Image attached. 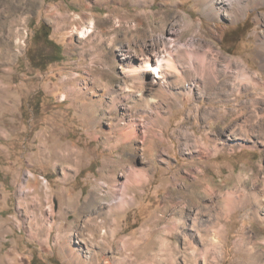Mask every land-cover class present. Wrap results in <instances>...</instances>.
Wrapping results in <instances>:
<instances>
[{
    "label": "rangeland",
    "instance_id": "1",
    "mask_svg": "<svg viewBox=\"0 0 264 264\" xmlns=\"http://www.w3.org/2000/svg\"><path fill=\"white\" fill-rule=\"evenodd\" d=\"M202 12L195 0H0V264H264V87L210 99L171 72L167 102L120 91L133 63L176 60L192 22L214 54L259 69L264 6L219 21L222 39ZM41 24L62 61L35 64L53 53L33 39Z\"/></svg>",
    "mask_w": 264,
    "mask_h": 264
},
{
    "label": "bare ground",
    "instance_id": "2",
    "mask_svg": "<svg viewBox=\"0 0 264 264\" xmlns=\"http://www.w3.org/2000/svg\"><path fill=\"white\" fill-rule=\"evenodd\" d=\"M195 6L200 7L208 20L214 23L215 28H211L212 35L215 38L222 39L224 27L217 25L219 21L226 19L230 23L238 22L242 18H246L249 8H261L264 6V0H195ZM263 22L264 12H260L255 16L256 28L259 29ZM195 27L196 24L192 22L186 30H183L177 36V40L182 39L190 32V42L188 46H184L182 49L177 48L176 60L172 58L171 52L164 50L159 55L155 65L149 59L145 60L142 65L137 62L133 63L126 72L131 80L130 86L120 88L122 94L125 95L124 97H132L147 107L156 103L157 98L167 102L169 89L165 86L166 81L163 79L167 78L171 72L179 77L180 85L185 87V84H188L190 88L187 87V92H190L193 88L195 89V87H198V89L200 87L205 92L204 95L209 96L210 99L227 97L229 94L239 97L242 87H264V49H261L256 55L259 69L252 70L243 59H238L239 57L226 59L221 57V54H214L212 44L204 39L201 28L199 32L193 34ZM89 32L90 30L83 29L79 32V35L84 37ZM254 35L257 39L263 40L261 43L264 45V30L262 32L256 30ZM162 42H165V40H162ZM148 75L150 78H148ZM156 79H161V81H156ZM112 97L115 98L113 94ZM122 135L124 140L137 141L138 139V134L131 129H128L127 132L123 131ZM140 183L141 179H136L135 177L134 179H127L123 192L128 194L135 185ZM241 193L240 199L249 198L246 190H242ZM98 199V196L91 198L88 207L90 210L98 204ZM120 204V202H116L117 206L115 207L118 208ZM228 204L229 206L232 205L231 203ZM224 205L222 206L225 207ZM109 213H113L112 208L109 209Z\"/></svg>",
    "mask_w": 264,
    "mask_h": 264
},
{
    "label": "trees",
    "instance_id": "3",
    "mask_svg": "<svg viewBox=\"0 0 264 264\" xmlns=\"http://www.w3.org/2000/svg\"><path fill=\"white\" fill-rule=\"evenodd\" d=\"M50 36V27L46 24H41L39 28L35 31L33 39L35 42H41L45 47H48L50 49H53V53L45 56L43 55L40 57V59L37 61V65H41L42 60H46L45 63H54V62H60L63 60L62 53H61V47L57 44H55L53 41L49 39ZM43 58V59H42ZM29 264H37V261L35 258H33Z\"/></svg>",
    "mask_w": 264,
    "mask_h": 264
}]
</instances>
